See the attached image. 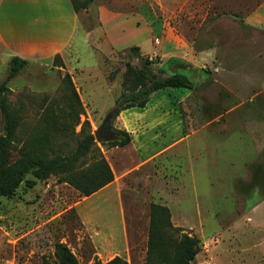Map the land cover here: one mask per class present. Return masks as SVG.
I'll list each match as a JSON object with an SVG mask.
<instances>
[{
  "label": "rangeland",
  "instance_id": "1",
  "mask_svg": "<svg viewBox=\"0 0 264 264\" xmlns=\"http://www.w3.org/2000/svg\"><path fill=\"white\" fill-rule=\"evenodd\" d=\"M76 13L87 44L78 29L66 57L27 61L6 86L16 129L4 163L34 140L47 156L72 152L84 121L92 134L125 92L126 68L145 58L157 76L179 73L195 88L151 94L153 125L111 117L133 141L95 142L113 173L96 193L51 175L0 197V264H55L56 243L77 264H144L153 204L167 208L174 237L198 239L192 264H264V0H88ZM10 58L0 44V82ZM66 74L83 110L77 125L65 115Z\"/></svg>",
  "mask_w": 264,
  "mask_h": 264
},
{
  "label": "trees",
  "instance_id": "2",
  "mask_svg": "<svg viewBox=\"0 0 264 264\" xmlns=\"http://www.w3.org/2000/svg\"><path fill=\"white\" fill-rule=\"evenodd\" d=\"M87 1L70 0L75 12L85 7ZM130 50L134 56H139L136 47ZM54 58L58 60V56ZM26 65L27 60L12 56L8 61L6 77L0 82V110L5 116V134L0 135V197H10L21 183L30 188L36 180H45L51 175L69 184L81 195L90 196L111 183L113 173L88 129L87 121H84L81 128L82 138L69 154L47 156L46 144L34 140L30 146L21 149L18 159L11 163H4L3 159L9 156L16 129V120L5 103L6 86ZM150 65L151 61L145 58L140 70L126 68L123 77L125 92L116 99L110 111L112 118L126 109L144 108L150 95L159 90L169 88L193 90L195 88L186 76L179 73L157 76ZM64 81L72 100L70 109L65 115L73 118L74 125H77L78 116L83 110L68 74L64 76ZM67 127L69 128L70 125H63L62 131H66ZM112 130L114 138L107 142H100L101 145L121 148L130 143V135L125 130ZM170 232L174 233L178 230L170 225L167 208L151 205L144 264H192L199 250L198 239L187 234L174 237ZM54 258L55 264H77L71 251L61 243L54 245ZM106 264L127 263L115 256Z\"/></svg>",
  "mask_w": 264,
  "mask_h": 264
},
{
  "label": "crops",
  "instance_id": "3",
  "mask_svg": "<svg viewBox=\"0 0 264 264\" xmlns=\"http://www.w3.org/2000/svg\"><path fill=\"white\" fill-rule=\"evenodd\" d=\"M103 9L99 7L102 25V14L105 12ZM78 29L87 44L89 33L79 27L78 15L70 0H0V44L9 52L10 57L17 56L27 61L52 59L56 55L66 57L67 48L75 43L73 38ZM93 33H90L91 36L95 35ZM80 53H83L82 48ZM77 58L82 60L79 55ZM79 67L83 69V66ZM147 110L146 107L130 108L120 114L127 113L133 124L157 123L159 119L150 117Z\"/></svg>",
  "mask_w": 264,
  "mask_h": 264
},
{
  "label": "water",
  "instance_id": "4",
  "mask_svg": "<svg viewBox=\"0 0 264 264\" xmlns=\"http://www.w3.org/2000/svg\"><path fill=\"white\" fill-rule=\"evenodd\" d=\"M2 118H1V131H0V135H4L5 134V116L4 113H1ZM111 115L108 114L106 115V117L104 118L103 122L100 124V126L92 131V135L94 137V141L95 142H107L110 141L114 138V133L113 130L111 128Z\"/></svg>",
  "mask_w": 264,
  "mask_h": 264
}]
</instances>
